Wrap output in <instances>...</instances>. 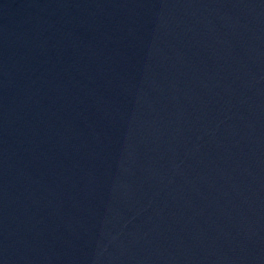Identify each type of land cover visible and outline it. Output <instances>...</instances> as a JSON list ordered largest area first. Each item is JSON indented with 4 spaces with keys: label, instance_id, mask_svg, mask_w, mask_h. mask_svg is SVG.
Here are the masks:
<instances>
[{
    "label": "water",
    "instance_id": "water-1",
    "mask_svg": "<svg viewBox=\"0 0 264 264\" xmlns=\"http://www.w3.org/2000/svg\"><path fill=\"white\" fill-rule=\"evenodd\" d=\"M0 264H264V0H0Z\"/></svg>",
    "mask_w": 264,
    "mask_h": 264
}]
</instances>
